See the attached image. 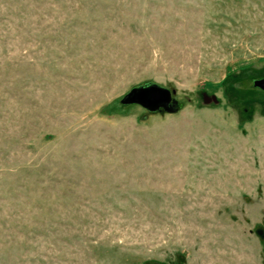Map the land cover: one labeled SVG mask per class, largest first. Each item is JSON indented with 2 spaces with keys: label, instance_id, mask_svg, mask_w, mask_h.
Wrapping results in <instances>:
<instances>
[{
  "label": "rangeland",
  "instance_id": "rangeland-1",
  "mask_svg": "<svg viewBox=\"0 0 264 264\" xmlns=\"http://www.w3.org/2000/svg\"><path fill=\"white\" fill-rule=\"evenodd\" d=\"M261 79L264 0H0V264H264Z\"/></svg>",
  "mask_w": 264,
  "mask_h": 264
},
{
  "label": "water",
  "instance_id": "water-1",
  "mask_svg": "<svg viewBox=\"0 0 264 264\" xmlns=\"http://www.w3.org/2000/svg\"><path fill=\"white\" fill-rule=\"evenodd\" d=\"M256 85L264 89V79L256 81ZM172 93L168 88L157 84H149L133 88L122 99L124 104L138 103L148 109H156L159 106L172 108Z\"/></svg>",
  "mask_w": 264,
  "mask_h": 264
}]
</instances>
